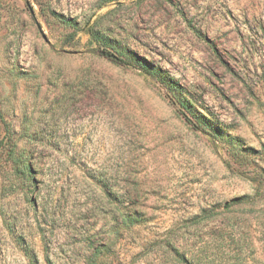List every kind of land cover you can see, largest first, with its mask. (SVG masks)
<instances>
[{
  "label": "rangeland",
  "instance_id": "obj_1",
  "mask_svg": "<svg viewBox=\"0 0 264 264\" xmlns=\"http://www.w3.org/2000/svg\"><path fill=\"white\" fill-rule=\"evenodd\" d=\"M200 247L264 264V0H0V264Z\"/></svg>",
  "mask_w": 264,
  "mask_h": 264
},
{
  "label": "trees",
  "instance_id": "obj_2",
  "mask_svg": "<svg viewBox=\"0 0 264 264\" xmlns=\"http://www.w3.org/2000/svg\"><path fill=\"white\" fill-rule=\"evenodd\" d=\"M105 57L114 62H122V59L120 57L112 53H105ZM27 167H29L28 164L24 163L22 165V171L27 169ZM128 218V216L122 215L123 222H128ZM186 254V251H182L180 260L182 264H211L212 262L209 260L206 250L201 247L196 252L190 253L188 257H186Z\"/></svg>",
  "mask_w": 264,
  "mask_h": 264
}]
</instances>
